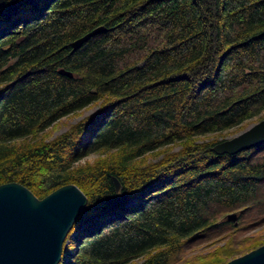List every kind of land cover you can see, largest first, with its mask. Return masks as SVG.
<instances>
[{"label": "trees", "instance_id": "trees-1", "mask_svg": "<svg viewBox=\"0 0 264 264\" xmlns=\"http://www.w3.org/2000/svg\"><path fill=\"white\" fill-rule=\"evenodd\" d=\"M262 118L264 0L0 7V184L41 199L72 183L87 198L58 264H224L263 244L234 241L240 225L221 218L256 207L264 220V144L212 151Z\"/></svg>", "mask_w": 264, "mask_h": 264}, {"label": "water", "instance_id": "water-1", "mask_svg": "<svg viewBox=\"0 0 264 264\" xmlns=\"http://www.w3.org/2000/svg\"><path fill=\"white\" fill-rule=\"evenodd\" d=\"M5 0H0V7ZM105 31L100 25L69 43L70 51L90 37ZM57 73L71 78L72 72ZM264 144V118L212 146L215 154L233 155ZM114 189L119 182L110 177ZM85 194L74 184L58 187L41 199L17 182L0 184V264H58L66 235L86 205ZM241 212L239 211L238 214ZM238 214L228 213L225 221L237 224ZM224 264H264V244L229 259Z\"/></svg>", "mask_w": 264, "mask_h": 264}, {"label": "rangeland", "instance_id": "rangeland-1", "mask_svg": "<svg viewBox=\"0 0 264 264\" xmlns=\"http://www.w3.org/2000/svg\"><path fill=\"white\" fill-rule=\"evenodd\" d=\"M93 110H94V108H91L89 110H86L82 115L75 116V117H72L70 119L63 118L60 121V123L57 124L56 127H54L51 131H49L50 137L52 138V137L56 136L57 134H59L60 132L64 131L65 129H67L69 124H72V123L76 122L77 120L81 119L83 116L91 113ZM255 122H257V121H255ZM255 122H253V123H255ZM250 124H252V123H250ZM250 124H248L246 127H248ZM236 133H238V132H235L233 134H226V136L223 139L229 138V137L233 136ZM219 140H221V139H219ZM93 158H95V155H89L85 159L87 161H92ZM234 212L238 214L237 211H234ZM262 215H263L262 211L258 210L256 207L252 208L247 213V215L246 214L244 215V218H242V219L241 218L239 219L240 216L238 214L237 224L236 225H234L233 223L232 224L234 226H237L239 224L240 227L236 231H234L232 233L233 234L232 235L233 240L237 241V242H240V241H242V240H244L246 238H257L258 237L260 239H264V220H262V217H263ZM225 216H226V214L223 215V217L221 219L225 220ZM260 220H262V221H260ZM226 235H227V233H225L222 236H226ZM209 243H210V241L197 243L196 245H194L192 248H190L188 250V255L187 256L189 257L190 255L192 256V255H195V254H197L199 252H206L207 250L210 249V247L215 246V245H212V246L209 245L208 246ZM221 244H222V241L219 243V245H221ZM243 253H245L244 250L241 251L238 255H241ZM238 255H236V256H238Z\"/></svg>", "mask_w": 264, "mask_h": 264}]
</instances>
